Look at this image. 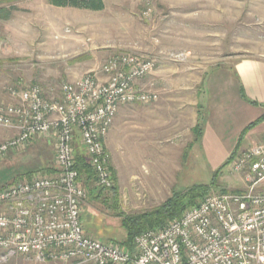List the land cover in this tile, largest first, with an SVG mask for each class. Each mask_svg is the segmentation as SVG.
Listing matches in <instances>:
<instances>
[{
	"label": "rangeland",
	"instance_id": "1",
	"mask_svg": "<svg viewBox=\"0 0 264 264\" xmlns=\"http://www.w3.org/2000/svg\"><path fill=\"white\" fill-rule=\"evenodd\" d=\"M102 2V10H87L54 9L46 0H0L1 9H13L8 20L0 18V102L10 103L6 91L10 87L39 86L47 98L58 99L61 85L98 72L106 60L126 53L157 59L163 71L158 73V96L164 88L165 92L173 86L192 88L185 95L173 91L164 96L173 99L170 111H162L164 120H159L164 127L150 120L147 105H138L145 106L142 109L131 105L115 153L110 152L108 168L115 190H104L96 181L84 189L81 221L86 235L123 248L122 215L151 211L172 192L193 185L210 186L201 200L223 191H244L226 165L218 178L213 177L216 170L207 167L198 151L199 139L192 130L195 107L190 104L204 73L228 68L237 60L264 58V0ZM171 54L182 58L172 62ZM152 80H141L139 87L154 91ZM161 105L167 108L166 103ZM199 120L204 124V113ZM12 135L0 128V142ZM75 152L85 155L78 140ZM55 173L54 141L37 138L0 160V188ZM0 264L58 263L15 256Z\"/></svg>",
	"mask_w": 264,
	"mask_h": 264
},
{
	"label": "built area",
	"instance_id": "2",
	"mask_svg": "<svg viewBox=\"0 0 264 264\" xmlns=\"http://www.w3.org/2000/svg\"><path fill=\"white\" fill-rule=\"evenodd\" d=\"M157 63L134 53L111 57L98 72L61 85L58 99L39 86L7 88L10 103L0 102V128L13 135L0 142V160L34 139L51 138L56 173L0 188V262L28 256L58 264H264V193L257 191L264 182V143L236 152L226 164L242 183L241 193L204 197L167 226L135 237L131 249L86 235L75 140L97 186L112 189L105 138L121 106L158 100L155 91L139 87Z\"/></svg>",
	"mask_w": 264,
	"mask_h": 264
},
{
	"label": "crops",
	"instance_id": "3",
	"mask_svg": "<svg viewBox=\"0 0 264 264\" xmlns=\"http://www.w3.org/2000/svg\"><path fill=\"white\" fill-rule=\"evenodd\" d=\"M49 6L54 9H73ZM137 51L143 53L139 49ZM159 72L163 71L161 67L157 66L146 77L153 79L151 85L157 94L155 88L161 80ZM201 79V87L197 91L194 90L195 97L190 106L195 107V109L192 108L194 126L200 115L205 114L198 151L203 155L207 167L215 171L229 161L235 151L246 149L251 144L264 143V120L249 130L242 139L240 138L242 132L250 124L258 121L264 115V58L237 60L228 68L204 73ZM164 89L159 90V100L147 105V108L142 107L151 112L150 120L157 121L159 127H164L163 122L159 121L164 120L165 114L162 111H170L169 101L173 100L164 96L173 93V91L179 92L181 95L192 91V88L188 86H173L166 92ZM163 102L164 105L167 104V108L161 107ZM132 108L131 105L121 106L116 114L104 142L109 155L110 152L115 153L117 135L124 129L127 120H129L128 113L132 111ZM142 108L136 107V109ZM257 191L264 193V183Z\"/></svg>",
	"mask_w": 264,
	"mask_h": 264
},
{
	"label": "trees",
	"instance_id": "4",
	"mask_svg": "<svg viewBox=\"0 0 264 264\" xmlns=\"http://www.w3.org/2000/svg\"><path fill=\"white\" fill-rule=\"evenodd\" d=\"M47 3L56 8H74V9H87V10H102L103 2L102 0H46ZM13 10V9H11ZM11 10H4L0 8V18L3 20H8ZM264 120V115L258 121L250 124L241 134V139L244 135L251 130L256 124ZM203 124L200 120L197 121L196 125L193 127V132L197 134L196 140L200 139ZM76 143V140H75ZM236 153V151H235ZM233 154V156L235 155ZM75 156V170L78 173V180L83 184L84 189L96 181L94 172L88 163L87 157L84 154L78 152L74 153ZM232 156V157H233ZM231 157V158H232ZM229 158V160L231 159ZM228 162V161H227ZM227 162L216 170L214 178H218L219 173L225 167ZM32 172L26 173L30 176ZM213 178V180H214ZM212 180V183L213 182ZM14 184V183H13ZM210 186L205 185H193L181 192H172L171 196L168 197L164 203L148 212H143L140 214L130 215V216H120L121 217V228L125 232V239L120 242L123 248L131 249L133 246V241L138 235L149 231L161 228L167 221L175 220L181 217L182 213L189 208L195 207L199 204L201 198L208 192ZM89 190V189H88ZM107 191H114L112 189H104ZM100 193V192H99ZM222 193H228L223 191ZM112 241V240H110ZM106 244H113L112 242H104ZM114 245V244H113Z\"/></svg>",
	"mask_w": 264,
	"mask_h": 264
}]
</instances>
